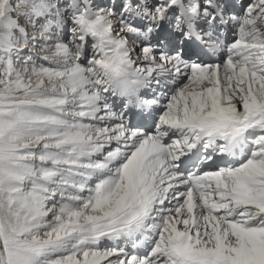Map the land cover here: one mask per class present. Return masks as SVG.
I'll list each match as a JSON object with an SVG mask.
<instances>
[{
	"label": "snow or ice",
	"instance_id": "6c2138e0",
	"mask_svg": "<svg viewBox=\"0 0 264 264\" xmlns=\"http://www.w3.org/2000/svg\"><path fill=\"white\" fill-rule=\"evenodd\" d=\"M0 264H264V0H0Z\"/></svg>",
	"mask_w": 264,
	"mask_h": 264
}]
</instances>
